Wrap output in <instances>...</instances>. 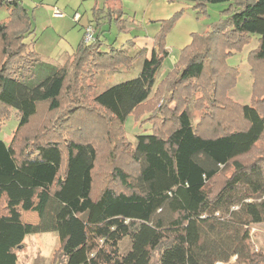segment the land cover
<instances>
[{"label":"trees","instance_id":"1","mask_svg":"<svg viewBox=\"0 0 264 264\" xmlns=\"http://www.w3.org/2000/svg\"><path fill=\"white\" fill-rule=\"evenodd\" d=\"M191 1L200 12L209 3L228 7L210 31L191 34L164 79L155 84L181 10L160 23L136 77L92 94L97 72L129 68L139 52L101 49L93 34L52 64L35 51L23 0H0L9 12L0 21V120L18 114L9 141L0 139V264H18L25 237L41 232L58 238L49 264H151L156 252L157 264H264L250 234L264 224V153L256 152L264 137V0ZM100 9L93 6L94 30ZM251 34L259 41L249 52V105L228 96L238 71L224 59ZM152 93L170 96L173 111L157 107ZM235 109L238 122L226 120ZM129 115L151 127L134 143L123 129ZM22 210L36 211L38 223L23 222Z\"/></svg>","mask_w":264,"mask_h":264},{"label":"rangeland","instance_id":"2","mask_svg":"<svg viewBox=\"0 0 264 264\" xmlns=\"http://www.w3.org/2000/svg\"><path fill=\"white\" fill-rule=\"evenodd\" d=\"M30 5L25 6V8L27 9L28 16L31 20L32 28L34 29V33L33 35H31V37L35 36L37 40L39 38L37 44L36 45L34 44L35 51L38 53H40V51H46L50 53L51 51L55 50V45L53 44L54 37L53 35L50 36V29H46L43 31V26L46 23V20L48 19L47 18L48 12L41 9L36 10L33 8V6ZM226 7H228V3L226 2L209 3V8L207 9L206 7V11L200 13L191 12L190 15L192 16V18L189 17L187 22L185 23L181 22L176 25L177 22L176 21L173 24V26L170 29L171 31L169 30L170 33L168 32L165 38V48L167 49L168 54L166 57L163 58L162 63L155 74V84H158L162 79H164L167 73L177 63L180 57L181 49L187 44H189L191 41V34L204 33L206 31H210L212 29V24L224 16L221 11H223V9H225ZM8 15H9L8 8L5 5H1L0 21L6 20ZM34 15L37 18L35 20H34ZM115 28L116 26L112 25L113 30H118ZM41 32L43 33L41 34ZM129 33L130 35L132 34H138L139 36L143 35L142 31H135L133 29H130ZM114 35H116V33ZM123 35H125V32L124 34L123 33L119 34L118 42H116L115 44L116 46L120 45L121 43L120 41L124 40ZM107 37H108L107 40H109V35ZM251 37L252 39L250 43L244 44L241 50L235 51L234 53L228 55L224 59V62L227 66H231L237 69L238 71V77L235 80L234 86L230 88L229 91L227 92L228 96H230L233 101H237L238 103L249 104V105L251 104V99L253 95V82H254L250 70L249 52L250 50L257 48L259 41L257 34H251ZM120 38H122V40H119ZM79 42L80 39L76 43V45ZM59 44L63 46L65 42L63 44V42L59 41ZM104 48H105L104 46L101 47V49ZM126 51L129 55H134L133 52L128 49ZM137 52H139V54L135 57L132 65L129 68L120 67L115 69V71L113 72L111 71L97 72V74L95 75L92 81L94 85L92 94H95L98 91H101L102 89H105L110 85L136 77L141 69L142 59L143 57H145L144 50L142 51L139 50ZM49 55L48 57H44L42 59H44V61L55 64L56 62L53 61L55 59V57H53L54 52L50 56ZM67 57L68 55L63 58L62 62L57 63V65L63 64L67 60ZM47 58L52 60L49 61L47 60ZM154 91L155 89L153 90V92ZM152 95H153V100L157 98V103H156L157 107L164 106V108L166 107L169 111L171 110L173 111L174 103L169 102L170 96L166 95V93H161L159 95L152 93ZM189 109L193 123L196 124L198 119L197 117L198 112L195 111L194 108L192 107H189ZM232 111L233 112L229 113L230 116L227 117L226 120L232 119L237 123L239 120V115L237 114L236 109L235 111L234 110ZM218 117L222 118V114L219 113ZM223 119L225 120V117ZM17 121H18V114L15 111L11 112L9 119H4L2 121L0 120V139L5 140L6 142L9 141L13 130L17 126ZM123 129L127 135L126 140L133 143L135 141L136 134L142 132L150 133L151 131V127L149 125L148 120H143L140 124H137L135 123L131 115H129L126 118V120L123 122ZM100 145L104 147L103 145L105 144L100 143ZM257 146L258 147L256 152L264 153V137L257 143ZM65 156L66 155L63 156L64 164H65ZM104 158H105V153L104 152L100 153L98 166L95 172L96 177H99L100 172L103 168ZM115 164H117V162H115ZM230 170L231 167L227 166L226 168H223L221 172L227 175L228 173H230ZM107 182L110 183V180ZM117 186L119 185L117 184L114 187ZM209 186H211V184H209ZM103 187L104 186L102 185V183L100 184V186L98 185L94 186L96 192H98ZM21 218L23 222L32 223V221H36L35 219H37L38 216L32 210H22ZM36 223H38V220L36 221ZM250 234L252 235V240H253L252 245L254 251L256 253L259 252L264 253V224H257L252 226L250 228ZM23 243L24 244L20 247L18 252L19 254L18 264H49L51 255L53 254L54 250L58 248L59 245L58 238L55 232H41V233L29 234L25 237ZM128 246H129V242L125 240L122 243V250H125ZM157 256H158V252H156L153 255L151 264H157ZM233 260L234 257L231 259V261ZM217 264H224V263L217 262Z\"/></svg>","mask_w":264,"mask_h":264},{"label":"crops","instance_id":"3","mask_svg":"<svg viewBox=\"0 0 264 264\" xmlns=\"http://www.w3.org/2000/svg\"><path fill=\"white\" fill-rule=\"evenodd\" d=\"M23 3L24 6L31 4L30 6L36 10L41 9L48 12V19L43 26V31L50 29V36L54 37L55 50L50 53L40 51L39 55L44 58L54 52L55 59L53 61L56 62L55 64L62 62L63 58L73 51L76 43L83 37L85 26L95 23L92 18L94 5L98 9L101 8L100 19L96 21L99 25L94 30V35H97L102 41L101 47L104 46L106 49V46L109 45L116 46L119 34L125 32L124 40L120 38L119 40L122 41L117 46L127 48L133 54L144 50L145 57L150 55L154 36L158 32L161 22L168 20L180 10L182 16L177 20L176 25L187 22L189 17L192 18L191 12L200 13L193 7L194 2L191 0H23ZM206 7L208 9L209 4H206ZM54 10H58L61 14H54ZM76 13L79 14L78 18L75 17ZM35 19L37 18L34 15ZM112 25H115V29L118 30H113ZM130 29L142 31L143 35H130ZM115 33L116 35H114ZM108 35L109 40H107ZM38 40L36 38L35 45ZM59 41L63 44L65 42V44L62 46ZM47 60L51 61L52 59L47 58ZM34 212L37 214L36 211ZM35 220L37 221L38 218ZM36 221H32V224Z\"/></svg>","mask_w":264,"mask_h":264},{"label":"built area","instance_id":"4","mask_svg":"<svg viewBox=\"0 0 264 264\" xmlns=\"http://www.w3.org/2000/svg\"><path fill=\"white\" fill-rule=\"evenodd\" d=\"M7 1H9V0H7ZM53 13L56 14V15L61 14V12H59L58 10H54ZM75 17L78 18L79 14L76 13ZM93 34H94L93 27L91 25H86L85 28H84V33H83L84 40L85 41H91L93 39Z\"/></svg>","mask_w":264,"mask_h":264}]
</instances>
